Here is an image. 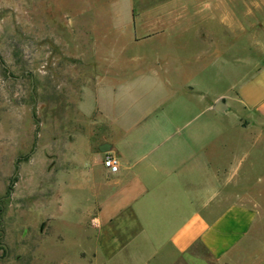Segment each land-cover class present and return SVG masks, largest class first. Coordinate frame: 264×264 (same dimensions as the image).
I'll return each instance as SVG.
<instances>
[{
  "label": "crops",
  "instance_id": "1",
  "mask_svg": "<svg viewBox=\"0 0 264 264\" xmlns=\"http://www.w3.org/2000/svg\"><path fill=\"white\" fill-rule=\"evenodd\" d=\"M127 3L130 44L206 39L207 75L195 72L182 85L176 71L197 70V61L173 62L157 101L144 100L130 115L98 114L110 125L95 127L86 145L99 144L92 174L103 179L95 194V262L264 264V211L250 185L264 181V0H169L148 14L134 13L136 0ZM167 22H200L203 31L151 34ZM134 75L131 68L124 75L130 85ZM228 114L238 118L234 131L215 128L214 116ZM107 157L118 161V173L104 167ZM83 177L84 185L92 180L87 171Z\"/></svg>",
  "mask_w": 264,
  "mask_h": 264
},
{
  "label": "rangeland",
  "instance_id": "2",
  "mask_svg": "<svg viewBox=\"0 0 264 264\" xmlns=\"http://www.w3.org/2000/svg\"><path fill=\"white\" fill-rule=\"evenodd\" d=\"M167 1L136 0L134 13L159 11ZM127 2L0 0V264H98L95 194L103 179L92 172L100 149L86 147L95 127L110 125L98 114L130 115L144 100L157 101L173 62L197 61V70L176 71L182 85L195 72L206 78V39L130 44ZM164 24L151 34L203 31L200 22ZM130 68L132 85L124 77ZM214 89L221 92L222 83ZM236 123L233 114L214 116L215 128ZM86 171L92 180L84 185ZM250 185L264 211V181ZM237 190L232 186L231 202Z\"/></svg>",
  "mask_w": 264,
  "mask_h": 264
},
{
  "label": "built area",
  "instance_id": "3",
  "mask_svg": "<svg viewBox=\"0 0 264 264\" xmlns=\"http://www.w3.org/2000/svg\"><path fill=\"white\" fill-rule=\"evenodd\" d=\"M104 167L111 173L116 174L119 171V164L115 158L107 157L104 159Z\"/></svg>",
  "mask_w": 264,
  "mask_h": 264
},
{
  "label": "water",
  "instance_id": "4",
  "mask_svg": "<svg viewBox=\"0 0 264 264\" xmlns=\"http://www.w3.org/2000/svg\"><path fill=\"white\" fill-rule=\"evenodd\" d=\"M224 109V107H223V105H222V102H219L218 104H217V106H216V110H218V111H222Z\"/></svg>",
  "mask_w": 264,
  "mask_h": 264
}]
</instances>
